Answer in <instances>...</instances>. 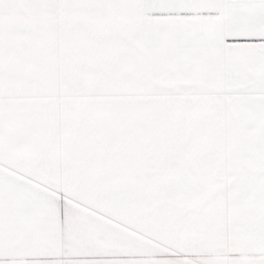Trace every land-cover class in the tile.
Returning a JSON list of instances; mask_svg holds the SVG:
<instances>
[{"label": "snow or ice", "instance_id": "obj_1", "mask_svg": "<svg viewBox=\"0 0 264 264\" xmlns=\"http://www.w3.org/2000/svg\"><path fill=\"white\" fill-rule=\"evenodd\" d=\"M0 264H264V0H0Z\"/></svg>", "mask_w": 264, "mask_h": 264}]
</instances>
